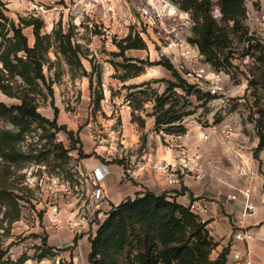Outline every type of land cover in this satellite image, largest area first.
Returning a JSON list of instances; mask_svg holds the SVG:
<instances>
[{"label":"rangeland","instance_id":"374dc122","mask_svg":"<svg viewBox=\"0 0 264 264\" xmlns=\"http://www.w3.org/2000/svg\"><path fill=\"white\" fill-rule=\"evenodd\" d=\"M165 1L176 8V14L156 16L152 25L136 12L141 0H121L115 16L103 11L88 15L79 9L70 16H60L58 22V16H55L57 19L53 27L49 21H44L42 35L52 34L56 29L72 33L73 44L82 47L81 62L86 74L72 69L62 57L58 59L51 51L49 57L55 66L52 71L45 68V72L49 78L54 77L55 72L62 75L53 84V96H38V112L50 122L55 121L57 126L74 130V140L77 141L75 143L69 139L66 132L57 131L55 126L47 124L40 127L33 123L17 137L19 140L13 145L15 152L22 157L16 162L0 158V257L3 256L4 264H57L58 256H69V251L75 248L73 245H59L61 248H58L54 236L59 230L46 231L42 225L38 226L33 217L34 211H42L46 199L37 186V180L41 177L48 175L69 183L73 203L82 207V212L90 214L96 206L92 198L96 186L87 165L88 159H108L132 170L135 164L143 162V157L157 147L166 152L176 149L177 137L186 134L179 136L164 131L156 132L155 117L152 116L156 97L166 92L167 80H174L166 68L156 65L163 59L169 60L190 84L196 83L197 75H202L198 79L205 86L202 90L204 93H210L206 89L209 80L217 75L221 78L224 90L213 95L216 98L212 100L189 97L191 105L186 111L193 114L183 122L187 131L197 128L200 133L192 134L188 145L199 150L202 145L206 151L205 163L202 162L203 155L195 151L191 164L170 163L168 161L171 159L167 157V161L154 163L153 167L175 164L179 179L181 167L194 166L191 172L196 178L199 172L204 171L201 172L202 178H217L220 186L232 189L239 186V160L245 159L255 162L259 174L264 177V150L260 154L261 163L253 155L259 140L253 119L258 115L252 94L256 86L264 90V61L258 59L260 53L245 50L246 43L232 32V25L222 21L219 0H212L213 17L226 27L233 40L229 49V63L217 69L205 58L200 62L183 61L178 55V46L184 42L193 45L190 42L194 26L192 12L181 9V0ZM245 4V24L249 28V36L264 45V0H246ZM0 7L6 16L16 22L21 15L33 17L24 15L27 14L25 7L6 8L2 0ZM130 33H139L147 47L127 51L125 56L132 60H143L146 64H140L144 67L141 74L123 80L126 71L122 65L127 63L124 57L117 56L119 49L116 43ZM24 34L32 46L35 41L33 28H25ZM175 91L182 93L179 89ZM262 95L263 104L264 92ZM0 102L8 106L20 104L19 100L1 91ZM183 104L182 100L178 108ZM253 113L256 114L252 116ZM0 128L15 135L21 130L5 119H0ZM184 147L182 149H188ZM196 155L200 159H196ZM198 164H202L200 170ZM106 218L104 215L93 217L89 232L82 235L81 239L85 237V240L90 241L96 237L100 224ZM211 260H215L212 255ZM78 261L90 264L80 259Z\"/></svg>","mask_w":264,"mask_h":264},{"label":"trees","instance_id":"16d2710c","mask_svg":"<svg viewBox=\"0 0 264 264\" xmlns=\"http://www.w3.org/2000/svg\"><path fill=\"white\" fill-rule=\"evenodd\" d=\"M181 1V9L192 12L194 21L190 42L198 47L206 62L213 67L219 69L224 63H229V49L233 40L226 27L213 17L212 0ZM245 2L246 0H219L222 21L232 25V32L246 43L245 50L258 51V59L264 61V45L249 36V28L245 24ZM30 27L33 28L35 39L32 46L24 34V29ZM43 28L44 21L40 18L20 16L16 22L6 16L0 7V91L20 101V104L13 106L0 102V119L21 129L15 135L0 128V158L9 162H16L22 157L15 152L13 145L19 140L17 137L33 123L40 127L47 124L55 126L57 131L66 132L69 139L77 141L74 140L73 130H69L67 126H57L55 121L50 122L41 116L37 100L43 94L53 96V84L62 75L55 72L54 77L47 76L45 68L52 71L55 66V62L49 57L50 52L54 51L58 59L62 57L72 69L86 74L81 62L82 47L73 44L71 32L56 29L52 34L42 35ZM116 46L119 49L117 56L124 57L127 63L122 65L126 71L122 79H131L141 74L144 71L142 65L146 62L125 56L127 51L146 49L147 45L141 35L130 33L117 42ZM156 65L166 68L174 80H167L166 92L156 97L155 112L152 115L155 117V131L185 135L187 127L183 121L193 114L186 111L191 105L189 97L212 100L216 96L204 93L190 84L169 60L163 59ZM175 89L182 93L179 94ZM255 90L252 97L255 99L254 107L258 116L253 119L259 142L253 155L261 163L260 154L264 150V103L262 104L261 99L264 90L257 86ZM100 99L101 97L98 101ZM182 100L184 104L178 108ZM80 153L83 155L82 151ZM3 194L6 195L4 192ZM191 200H196L193 195ZM77 243L78 239H75L74 246ZM90 243V264H227L229 255V248H226L217 259L211 260L218 243L208 230V222L202 223L190 206L171 200L167 193L158 195L149 190L113 207ZM2 260L3 256L0 257V264H4Z\"/></svg>","mask_w":264,"mask_h":264},{"label":"crops","instance_id":"0c3cea01","mask_svg":"<svg viewBox=\"0 0 264 264\" xmlns=\"http://www.w3.org/2000/svg\"><path fill=\"white\" fill-rule=\"evenodd\" d=\"M79 9L76 7L74 11ZM99 17L102 16L97 18ZM101 19H104V17ZM187 132L185 136L177 137L176 149H169V152H166L157 147L156 150L153 149L154 151L143 157V162L135 164L132 170L126 169L118 163L110 162L108 159H88L87 165L92 172L94 169L102 167V165H105L110 172L104 183L106 200L101 204V210L96 213L97 216L103 217L104 215L107 217L113 207L119 206L127 198H134L137 194H143L146 190L158 195L167 193L171 200H176L184 206L200 202L208 206L209 212L203 215V218L208 222V230L211 236L218 243L212 254L214 259H217L224 249L229 248L227 264H241L236 262L234 255L235 253L243 255L245 249L249 247L253 252L255 262L264 264V177L259 174L258 166L255 162L245 159L239 160V165L245 164L256 171L258 178L253 182H249L248 179L238 175L240 179L239 186L232 187V189L220 186L217 178H205V176L204 178H196L192 174L193 172L185 167H181L182 172H180L178 182L170 185L168 183V175L154 169V163L159 164L167 161V157H170L171 161H168L170 163L191 164L194 161L192 154L195 151H199L203 155L202 162L205 163L206 151L202 148V145L199 146L200 150L195 146L189 147L188 145V139L191 135L199 134L200 131L197 128H193ZM183 146H187L188 149H182ZM201 166L202 164H198L199 170ZM247 185H250L253 190L252 200L256 205V213L250 218L243 219V199L227 201L225 198L219 197L218 192L222 191L224 194L233 193ZM192 195L196 199L194 202L191 200ZM243 230H249L254 235L260 236V238L247 244L236 242L234 234ZM54 239L57 247L59 245H74V237L69 229L59 230ZM53 251L55 250L53 249ZM90 251V241L85 240L84 237L80 240L79 245L72 248L69 253L73 258L80 259L85 263L86 261L89 262Z\"/></svg>","mask_w":264,"mask_h":264},{"label":"built area","instance_id":"2783aa9c","mask_svg":"<svg viewBox=\"0 0 264 264\" xmlns=\"http://www.w3.org/2000/svg\"><path fill=\"white\" fill-rule=\"evenodd\" d=\"M6 8L10 6L25 7L27 14L25 16H33L40 18L45 23L49 21L52 24L60 20V16H70L73 14L76 7L85 14L96 15L100 11L105 12L108 15L115 16L118 11V4L121 0H2ZM73 1V2H72ZM72 2V3H70ZM175 7L165 0H141V5L136 8V12L143 20L152 25L156 16H173L176 14ZM132 14L130 13V16ZM22 16V15H21ZM133 16V15H132ZM179 57L183 61L200 62L204 59V56L200 53L198 47L189 43L179 44L178 46ZM202 72L204 70H201ZM201 78L202 75H197ZM196 79V83L193 85L200 90L205 89V86L200 83L199 79ZM192 84V83H191ZM210 94L217 95L223 92L221 78L219 75L209 80V86L206 88ZM196 159H200V156L196 155ZM190 171H194L193 166H185ZM154 169L161 171L168 175V183L174 185L178 182L175 164L167 165H155ZM182 171V170H181ZM110 174L105 165L96 168L92 172L93 183L96 189L93 192L92 198L96 203L95 210L90 214L82 212V207L76 206L73 203V196L71 193V187L69 183L60 182L58 178L44 175L37 180V186L46 196L42 211L33 212L34 218L37 220L38 226L42 225L47 230H60L64 227L68 228L73 234L74 241L78 239L77 246L79 245L82 235L89 232L90 225L93 224V217L97 212L101 210V204L106 200L104 183ZM238 174L241 177L248 179L249 182H253L258 178V173L252 170L245 164H241L238 168ZM203 173L199 172L198 178H202ZM253 190L250 185L237 189L233 193L224 194V192H218L219 197L225 198L227 201H239L243 199L242 218L247 219L256 213V205L252 200ZM191 210L200 217L202 223L207 221L203 218V215L208 214L209 209L207 205L200 202L192 203L190 205ZM37 213V214H36ZM260 236L254 235L249 230H243L234 234V240L241 243H250L255 239H259ZM74 246V245H73ZM61 248V247H58ZM57 252L56 249H54ZM236 262L241 264H257L253 258L252 250L247 247L244 254L235 253ZM82 264L77 259L69 256H58L57 264Z\"/></svg>","mask_w":264,"mask_h":264}]
</instances>
